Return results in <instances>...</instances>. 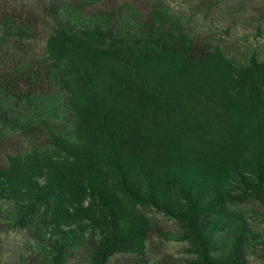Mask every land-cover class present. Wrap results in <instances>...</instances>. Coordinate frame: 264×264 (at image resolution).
I'll use <instances>...</instances> for the list:
<instances>
[{"label": "trees", "instance_id": "obj_1", "mask_svg": "<svg viewBox=\"0 0 264 264\" xmlns=\"http://www.w3.org/2000/svg\"><path fill=\"white\" fill-rule=\"evenodd\" d=\"M146 1L0 0V264L264 260V58Z\"/></svg>", "mask_w": 264, "mask_h": 264}, {"label": "rangeland", "instance_id": "obj_2", "mask_svg": "<svg viewBox=\"0 0 264 264\" xmlns=\"http://www.w3.org/2000/svg\"><path fill=\"white\" fill-rule=\"evenodd\" d=\"M164 1L171 11L183 13L190 23L200 28L206 35L208 34L215 42L233 44L239 56L247 55L256 49L257 53L264 58V14L257 9L262 0H221V15L209 14L208 16L204 15V10L195 11L193 5L190 6L185 0ZM242 207L248 211L251 208H257L251 203H246ZM259 211H257L259 213L250 212L249 214L254 227L264 234V213L260 209ZM152 215L154 221L163 230L177 229L173 220L159 213H152ZM159 238L163 240L161 236L154 234V241L150 247L154 264H160L166 256L181 258L185 255L184 243L170 240L162 245L157 242ZM247 264H264V260L251 256Z\"/></svg>", "mask_w": 264, "mask_h": 264}]
</instances>
